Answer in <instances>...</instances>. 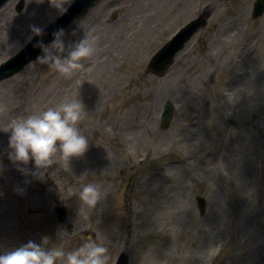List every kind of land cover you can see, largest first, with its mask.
<instances>
[{
  "label": "rangeland",
  "instance_id": "1",
  "mask_svg": "<svg viewBox=\"0 0 264 264\" xmlns=\"http://www.w3.org/2000/svg\"><path fill=\"white\" fill-rule=\"evenodd\" d=\"M138 1L100 0L65 29L61 55L71 42L96 37L82 70L66 76L34 61L0 81L7 105L0 112V250L29 239L70 250L91 235L109 248L110 264L120 251L129 264H264V229L256 227L264 204V15L252 19L254 0H152L136 11ZM20 2L2 6L11 14L0 17L9 33L0 63L32 36L30 24L45 27L60 15L52 0H24L21 12ZM203 10L210 11L204 29L166 73L152 72L155 51ZM72 97L85 106L79 127L87 150L68 162L57 157L42 177L22 172L8 158L4 128ZM168 100L175 113L164 127ZM242 163L252 173L239 192ZM87 182L103 193L94 207L78 197ZM197 195L206 199L204 214Z\"/></svg>",
  "mask_w": 264,
  "mask_h": 264
},
{
  "label": "clouds",
  "instance_id": "2",
  "mask_svg": "<svg viewBox=\"0 0 264 264\" xmlns=\"http://www.w3.org/2000/svg\"><path fill=\"white\" fill-rule=\"evenodd\" d=\"M60 14L66 13L76 0H52ZM30 33L40 35L44 28L38 24L29 25ZM65 28L53 32V39L45 43L37 40L35 46L41 49L35 61L48 64L59 73L71 76L84 68V60L96 51V37L85 35L71 42L67 54L64 40ZM75 31V29H73ZM10 47H15L12 45ZM84 103L78 97L62 100L42 110L13 119L10 126L8 158L22 172L37 178L42 177L57 157L68 162L71 157L82 155L88 147V137L81 131L79 121L83 118ZM7 111V105L0 103V112ZM31 161L34 168L24 167ZM23 191L22 187L16 189ZM3 194L0 193V196ZM101 188L92 182L84 183L78 193L79 200L88 207H94L101 199ZM67 232V229H63ZM47 240V237L44 238ZM66 256V264H110L109 248L95 240L91 235L79 246L65 250L59 246L45 247L29 239L17 246L0 250V264H57L59 258Z\"/></svg>",
  "mask_w": 264,
  "mask_h": 264
},
{
  "label": "water",
  "instance_id": "3",
  "mask_svg": "<svg viewBox=\"0 0 264 264\" xmlns=\"http://www.w3.org/2000/svg\"><path fill=\"white\" fill-rule=\"evenodd\" d=\"M94 0L87 1L84 4H78V7L74 8L68 15L66 21L64 24L66 25L70 20H72L74 17L79 16L82 12L86 10L87 7H89ZM264 12V0H257L255 4V11H254V17L257 18L260 15H262ZM205 24V17L204 15L199 16V18L193 20L191 23H189L185 28H183L170 42H168L161 51L155 55L153 58L150 68L158 73L163 74L166 70V68L172 63L173 58L176 54V52L182 48L185 44V42L192 36V34L198 30L200 27H202ZM36 51L32 54H30L25 60H23L19 65L14 67L9 71V73H6L2 75L3 78L5 76H9L20 70L28 61H30L32 58L36 57ZM172 116V107L168 106L164 112V120L165 125L168 124ZM63 214V211H60V215ZM125 264H127V257L124 256ZM124 260L122 262L124 263Z\"/></svg>",
  "mask_w": 264,
  "mask_h": 264
},
{
  "label": "bare ground",
  "instance_id": "4",
  "mask_svg": "<svg viewBox=\"0 0 264 264\" xmlns=\"http://www.w3.org/2000/svg\"><path fill=\"white\" fill-rule=\"evenodd\" d=\"M151 2H152V0H143V1L139 0L138 3H137V5H136L135 10L137 11L141 7H143L145 5H148ZM10 14H11V12L8 10V8H4V7L0 8V17H2L3 20L10 19ZM0 21H1V19H0ZM3 26H2V24H0V42L3 41V40H5L9 36V33H8V30L7 29L4 28V31L1 29ZM92 34H94V30H93ZM93 65L94 64H91L89 67H91ZM239 166H240V168L236 167L235 168V171H236V174H237L236 183H237V186L240 188L239 192H241V190L243 191L244 187L247 184V181L243 180L242 179V176H244V174L245 173H248V172H251L252 173V166L251 165H248L247 163H244V164L242 163V165H239ZM243 204L245 206H247L246 203H243ZM216 209H219V204L218 203L216 204ZM246 209L247 210L249 209L248 206L246 207ZM174 212H175V214L178 213L176 211H174ZM261 218L263 220H262V223H261V227L260 228H261V230H263L264 229V204H263V208L261 210Z\"/></svg>",
  "mask_w": 264,
  "mask_h": 264
}]
</instances>
